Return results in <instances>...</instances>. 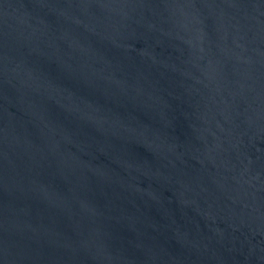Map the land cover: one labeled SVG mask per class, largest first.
Returning <instances> with one entry per match:
<instances>
[{"label": "water", "instance_id": "obj_1", "mask_svg": "<svg viewBox=\"0 0 264 264\" xmlns=\"http://www.w3.org/2000/svg\"><path fill=\"white\" fill-rule=\"evenodd\" d=\"M0 264H264V0H0Z\"/></svg>", "mask_w": 264, "mask_h": 264}]
</instances>
